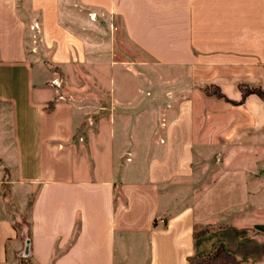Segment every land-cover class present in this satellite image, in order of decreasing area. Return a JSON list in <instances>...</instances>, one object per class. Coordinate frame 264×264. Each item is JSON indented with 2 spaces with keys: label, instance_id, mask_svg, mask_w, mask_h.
<instances>
[{
  "label": "crops",
  "instance_id": "crops-1",
  "mask_svg": "<svg viewBox=\"0 0 264 264\" xmlns=\"http://www.w3.org/2000/svg\"><path fill=\"white\" fill-rule=\"evenodd\" d=\"M240 83L264 87V0H0V264H264Z\"/></svg>",
  "mask_w": 264,
  "mask_h": 264
},
{
  "label": "rangeland",
  "instance_id": "rangeland-1",
  "mask_svg": "<svg viewBox=\"0 0 264 264\" xmlns=\"http://www.w3.org/2000/svg\"><path fill=\"white\" fill-rule=\"evenodd\" d=\"M117 22V21H116ZM87 26H91L90 23L86 24ZM90 67L94 70V74L98 77V87L104 91L108 92V89L110 88V75H114V77H117V71L114 70L110 67V65L107 63H101V64H91ZM151 67V65H149ZM145 78L142 80V85L145 86H151L153 88H165V87H170L171 79H170V70L166 69H158L155 71L152 68H146L145 70ZM133 80H129V85L133 84ZM116 83V82H115ZM132 86V85H131ZM211 91H215V88L210 87ZM104 128L100 129V133L102 134V131H104Z\"/></svg>",
  "mask_w": 264,
  "mask_h": 264
},
{
  "label": "trees",
  "instance_id": "trees-1",
  "mask_svg": "<svg viewBox=\"0 0 264 264\" xmlns=\"http://www.w3.org/2000/svg\"><path fill=\"white\" fill-rule=\"evenodd\" d=\"M239 87H240V91H241V94L242 96L247 94V93H250V92H253L255 94H257L258 96H260L261 98H264V87H260V86H248L246 84H238ZM210 87L212 88H215V91H213L217 96H223L219 91L216 90V86L214 85H210ZM216 251H218V249H216ZM208 261H207V258L206 259H192V258H188V263L189 264H206ZM23 264H28V263H25L23 262Z\"/></svg>",
  "mask_w": 264,
  "mask_h": 264
},
{
  "label": "built area",
  "instance_id": "built-area-1",
  "mask_svg": "<svg viewBox=\"0 0 264 264\" xmlns=\"http://www.w3.org/2000/svg\"><path fill=\"white\" fill-rule=\"evenodd\" d=\"M88 121H90V119Z\"/></svg>",
  "mask_w": 264,
  "mask_h": 264
}]
</instances>
